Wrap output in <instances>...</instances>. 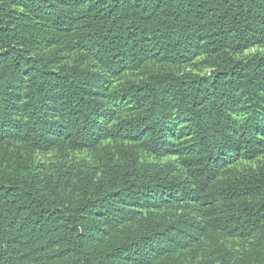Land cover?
Listing matches in <instances>:
<instances>
[{
    "label": "trees",
    "instance_id": "1",
    "mask_svg": "<svg viewBox=\"0 0 264 264\" xmlns=\"http://www.w3.org/2000/svg\"><path fill=\"white\" fill-rule=\"evenodd\" d=\"M116 139L101 173L33 163ZM262 154L264 0H0V264H183L209 231L253 240L211 264H264V164L224 174Z\"/></svg>",
    "mask_w": 264,
    "mask_h": 264
},
{
    "label": "rangeland",
    "instance_id": "2",
    "mask_svg": "<svg viewBox=\"0 0 264 264\" xmlns=\"http://www.w3.org/2000/svg\"><path fill=\"white\" fill-rule=\"evenodd\" d=\"M255 48L253 50H257ZM77 59L75 54L71 56L70 62ZM203 57H198L194 59L190 63H186L183 65H172V64H162V63H149L145 73L139 74H131L128 73L126 77L140 80L142 79L146 73L148 72H160V71H173L177 73H208L210 68L204 64ZM114 83V82H113ZM116 83V82H115ZM114 83V84H115ZM128 140L116 139V140H106L101 143L100 148L97 150H75L67 147L63 148H55L50 151L44 152H36L33 155V163L38 168L37 170L44 172V175L57 176L58 168H63L66 171L77 172L81 168V165H89L93 167V171L101 173L103 169H105V163L107 162V157L104 155L103 146H109L110 150H107L111 154L114 155L115 161L122 166L123 163L127 164V161L122 159L125 154H121L120 150L123 145H127L129 147L132 144L128 143ZM129 151V149L127 148ZM125 151V150H124ZM128 151H125L126 153ZM136 161L139 163H151V164H165L168 162H174L179 165V159L177 156H166V157H157L148 153H145L140 150L135 149ZM123 156V157H122ZM122 157V158H121ZM264 164V154L258 156L255 159L251 160H238L230 164L225 168L224 174L226 175H234V173H245L250 169H257L261 165ZM180 168V166H179ZM228 171V174H227ZM180 172V169L178 170ZM178 204V203H177ZM185 204L176 205L169 209L170 212L178 213V209H182ZM179 214V213H178ZM169 215L173 216V213H169ZM253 240L251 238H241L232 236L228 233L222 231H209V233L205 234L204 237L201 238V241L195 246H191V248H187L180 254L181 257L185 258L186 262H192L194 264H198L199 262L202 264H211V259L218 258L219 252L222 250L226 256L233 262L235 260H239L245 252L249 251L252 246ZM192 247L195 251L192 253ZM220 259V258H219ZM217 260L215 264H220V260ZM183 261V264H187Z\"/></svg>",
    "mask_w": 264,
    "mask_h": 264
}]
</instances>
